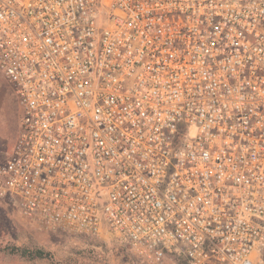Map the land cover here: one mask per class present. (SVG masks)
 Wrapping results in <instances>:
<instances>
[{"label":"clouds","instance_id":"obj_1","mask_svg":"<svg viewBox=\"0 0 264 264\" xmlns=\"http://www.w3.org/2000/svg\"><path fill=\"white\" fill-rule=\"evenodd\" d=\"M0 264H264V0H0Z\"/></svg>","mask_w":264,"mask_h":264}]
</instances>
